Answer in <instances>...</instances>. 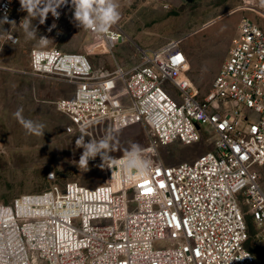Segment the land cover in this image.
<instances>
[{
	"label": "built area",
	"instance_id": "2783aa9c",
	"mask_svg": "<svg viewBox=\"0 0 264 264\" xmlns=\"http://www.w3.org/2000/svg\"><path fill=\"white\" fill-rule=\"evenodd\" d=\"M56 11V38L85 34L90 48L108 56L125 41L118 21L106 33L78 26L71 0ZM236 13L237 34L204 96L190 77L186 38L140 49L137 64L116 62L113 70L49 41L31 50L33 76L75 88L56 102L67 135L141 125L153 171L136 179L117 164L102 186L54 184L1 205L0 264H263L248 248L247 216L264 242V0H241L227 15ZM28 15L20 0H0L1 48L20 43L15 30ZM210 135L213 150L193 162L172 166L158 157L162 147Z\"/></svg>",
	"mask_w": 264,
	"mask_h": 264
},
{
	"label": "rangeland",
	"instance_id": "374dc122",
	"mask_svg": "<svg viewBox=\"0 0 264 264\" xmlns=\"http://www.w3.org/2000/svg\"><path fill=\"white\" fill-rule=\"evenodd\" d=\"M117 2L118 22L124 30L125 41L116 46L114 56L90 48L87 36L82 33L56 38L50 12L43 22L39 17L32 19L37 38L26 39L23 29L18 28L15 33L20 43L0 47V206L9 205L23 195L45 192L54 184L64 187L74 182L95 188L104 185L108 178V167L100 166V156L90 159L88 166H78L83 149L77 148L75 142L80 134H66L69 121L56 108V102L71 98L75 88L61 79L38 78L31 74L29 56L37 47L38 38L48 37L50 47L65 53H84L95 67L107 70H113L116 62L122 66L137 64L140 49H157L171 40L186 38L182 47L189 58L190 77L204 96L210 91L226 58L242 17L240 13L227 15L241 0ZM262 26L264 29V23ZM169 87L178 95L175 88ZM20 108L25 119L44 125L40 135L27 133L13 116ZM84 135L86 142L111 135L109 152L114 158L123 156L132 143L141 149L149 144L146 130L141 125L120 132L105 126L92 135ZM213 148L214 138L210 135L208 140L198 144L162 147L158 157L165 164L174 166L193 162ZM52 173L55 174L54 181L48 178ZM261 175L264 188V167ZM247 222L251 234L248 247L264 264V242H257L258 228L251 216H247Z\"/></svg>",
	"mask_w": 264,
	"mask_h": 264
},
{
	"label": "clouds",
	"instance_id": "9594fccd",
	"mask_svg": "<svg viewBox=\"0 0 264 264\" xmlns=\"http://www.w3.org/2000/svg\"><path fill=\"white\" fill-rule=\"evenodd\" d=\"M67 2L68 0H20L22 10L27 11L29 14L20 24L25 33V38H37L36 29L32 24L33 18L39 17L43 22L49 12L58 15L57 8ZM71 3L74 7V19L78 26L83 29H94L97 33H106L120 17L117 0H94V2L93 0H71ZM48 41L49 39L46 37L38 38L37 47L46 46ZM13 116L27 133L40 135L43 132L44 125L31 119H25L22 108L13 113ZM111 139V135H108L99 140L91 138L86 142L85 135L82 132L75 142L77 148L83 149L78 166L80 168L88 166L90 159L100 156L102 159L101 167L114 168L119 164L126 175L136 179L147 177L152 173V161L145 158L143 150L138 144L132 143L125 150L123 157L118 160L110 155ZM52 175L50 174L49 178Z\"/></svg>",
	"mask_w": 264,
	"mask_h": 264
},
{
	"label": "water",
	"instance_id": "95a60500",
	"mask_svg": "<svg viewBox=\"0 0 264 264\" xmlns=\"http://www.w3.org/2000/svg\"><path fill=\"white\" fill-rule=\"evenodd\" d=\"M188 2L192 3L194 0H187Z\"/></svg>",
	"mask_w": 264,
	"mask_h": 264
},
{
	"label": "trees",
	"instance_id": "16d2710c",
	"mask_svg": "<svg viewBox=\"0 0 264 264\" xmlns=\"http://www.w3.org/2000/svg\"><path fill=\"white\" fill-rule=\"evenodd\" d=\"M250 241V240H249ZM249 244V243H248ZM249 248V247H248ZM250 249V248H249ZM251 250V249H250ZM251 251H253V250H251ZM254 252V251H253ZM255 253V252H254ZM257 255V254H256ZM258 256V255H257ZM260 259V258H259ZM261 260V259H260Z\"/></svg>",
	"mask_w": 264,
	"mask_h": 264
}]
</instances>
